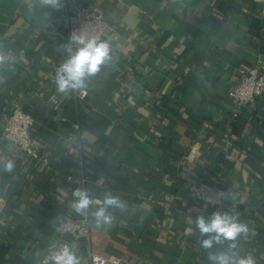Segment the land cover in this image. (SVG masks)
<instances>
[{
    "label": "crops",
    "instance_id": "obj_1",
    "mask_svg": "<svg viewBox=\"0 0 264 264\" xmlns=\"http://www.w3.org/2000/svg\"><path fill=\"white\" fill-rule=\"evenodd\" d=\"M89 2L108 23L111 60L78 100L54 81L68 55L62 15ZM0 55V132L3 114L28 110L40 155L0 145V158L14 161L11 172L0 164V264H41L65 243L79 264H92L88 250L108 264H210L208 252L230 242L203 249L192 221L214 211L247 225L235 251L251 249L264 264V93L241 108L227 97L240 68L264 70V0H60V10L0 0ZM200 178L227 190L221 208L187 194L185 183ZM77 188L126 205L100 227L90 206L89 245L59 226Z\"/></svg>",
    "mask_w": 264,
    "mask_h": 264
},
{
    "label": "built area",
    "instance_id": "obj_2",
    "mask_svg": "<svg viewBox=\"0 0 264 264\" xmlns=\"http://www.w3.org/2000/svg\"><path fill=\"white\" fill-rule=\"evenodd\" d=\"M65 0H61L63 3ZM63 26L66 29L67 41L64 46L69 43V36L72 32L77 34L84 33L89 36H99L102 40L108 31V23L104 17L102 10L96 4L89 2L86 4L74 5L64 11L62 15ZM64 51L65 47H64ZM67 53V52H66ZM264 93V70L257 72V66L239 69V78L237 83L227 92V97L236 106V108L249 107L257 96ZM88 94V90H72V95L78 99H84ZM49 102L53 108H57L60 104L56 96H50ZM237 111L231 112V117L236 118ZM64 120V118H62ZM37 122L36 118L28 110L21 106H15L10 112L2 115V128L0 132V145L6 150H12L13 153L24 156L27 159H38L40 155L33 146V136L31 129ZM74 130H78L79 123L72 125ZM70 179V176H67ZM85 179H81V183ZM187 194L196 200L202 207L221 208L224 203V197L227 190L220 184L212 183L204 179H190L185 183ZM7 205V198L0 195V214ZM95 205V203H93ZM91 205V206H93ZM70 214V213H68ZM59 226L63 232L70 235L74 240H82L88 245L90 244V221L89 212L87 215H81L74 211L68 217L62 218ZM47 252L43 258V264ZM251 255L255 264H259V259L255 252L246 249L239 256L244 257ZM87 256L92 264H108V259L93 251L87 252Z\"/></svg>",
    "mask_w": 264,
    "mask_h": 264
},
{
    "label": "clouds",
    "instance_id": "obj_3",
    "mask_svg": "<svg viewBox=\"0 0 264 264\" xmlns=\"http://www.w3.org/2000/svg\"><path fill=\"white\" fill-rule=\"evenodd\" d=\"M41 3L60 10V0H41ZM64 47L68 55L58 66L54 81L57 91L62 94L85 89L88 80L101 71V66L106 61L111 60L109 43L101 40L99 36L77 34L74 31L69 36V43ZM4 59V56L0 55V62ZM0 164L8 172L14 168V161L11 159L0 158ZM72 196L75 198L72 207L81 215H87L90 206L93 203L97 204L95 210L91 212L97 227L111 226L115 217L109 212L110 208L119 210L126 208L125 203L111 193H105L102 200L94 201L86 189L77 188L72 191ZM192 223L201 237L206 236V238L199 239V244L203 249L210 250L214 244L221 245L225 241L230 242L227 250L208 252L210 264H255L251 255L241 257L235 251L237 238L248 232L247 225L239 221L235 215L214 211L208 218L203 215L196 216ZM76 252L75 244L65 243L58 248L53 245L46 257V262L50 260L53 264H79Z\"/></svg>",
    "mask_w": 264,
    "mask_h": 264
}]
</instances>
